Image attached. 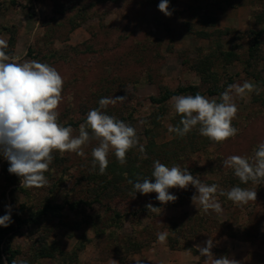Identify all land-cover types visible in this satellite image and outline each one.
<instances>
[{
	"label": "rangeland",
	"instance_id": "obj_1",
	"mask_svg": "<svg viewBox=\"0 0 264 264\" xmlns=\"http://www.w3.org/2000/svg\"><path fill=\"white\" fill-rule=\"evenodd\" d=\"M230 1L240 6L254 0ZM255 1L251 6L262 14L264 0ZM160 2L0 0V37L8 41V54L19 62L48 63L64 79L59 122L70 125L78 135L79 125L91 109L99 107L101 98L126 96L123 103L102 111L133 126L145 148L143 154L139 146L130 150L124 165L110 150L103 175L91 166L92 148L98 146L94 139L83 146L84 156L54 152L45 173L49 183L41 188L21 185L0 155V217L8 214L7 206H11V215L17 213L23 219L40 216L36 223L27 222L16 235L11 234L12 250L18 253L15 259L28 264H110L113 259L124 264L158 242V232L171 235L172 229L184 224L182 234L176 236L180 239L182 235L181 244L190 243L196 253L183 245V249L173 250L167 239L164 244L178 252L176 257L182 252L190 264H203L205 258L199 256L196 245L203 246L212 238L215 257L264 264V183L241 186L233 170L222 163L230 155L251 157L264 142V90L236 99L239 111L232 124L239 132L227 141L216 143L201 136L199 126L184 137L168 130L181 119L173 107L174 96L200 93L219 100L229 84L245 80L264 89L263 56L257 62L249 58L252 38L246 35L252 29H264V18L262 25L249 20L235 22L236 28L226 27L211 20L219 4L169 0L172 15L165 16L158 9ZM262 40L264 43V35ZM171 92L174 95L163 104L154 103ZM149 148L168 167L188 168L203 183H215L224 190L233 186L256 189L257 199L239 206L218 195L223 212L205 214L192 203L196 189L191 185L186 190L170 189L178 199L166 205L156 200V193L103 190L111 178L130 171L133 166L128 163L138 165L146 160ZM148 203L161 207L162 213L149 212ZM115 213L122 218H113ZM3 249L5 240L0 241V251ZM75 251L76 262L65 260L66 254ZM49 252L54 253L53 258L42 257Z\"/></svg>",
	"mask_w": 264,
	"mask_h": 264
},
{
	"label": "clouds",
	"instance_id": "obj_2",
	"mask_svg": "<svg viewBox=\"0 0 264 264\" xmlns=\"http://www.w3.org/2000/svg\"><path fill=\"white\" fill-rule=\"evenodd\" d=\"M158 9L165 15L171 16L169 0H161ZM8 41L0 37V155L8 161V172L20 178L25 187L41 188L49 181L46 172L53 162L54 152L76 153L84 156L83 146L91 140L98 141V146L91 151V166L98 167L103 175L108 167L110 150L120 165L127 163V153L139 146V151L145 153L144 145L140 143L136 129L115 116L106 114L102 109L117 102L123 103L127 97H103L98 101L99 107L91 109L84 123L79 125L78 135L74 129L59 122L58 107L62 96L64 79L58 70L37 60L19 62L7 52ZM261 89L255 82L245 80L243 83H232L216 97L195 95H179L172 97L173 107L181 119L179 125L169 126V132L184 137L198 127L201 136L221 143L234 138L239 129L232 121L237 118L239 111L237 98L243 99L250 93L259 95ZM71 100V97H68ZM251 157L230 155L222 163L223 167L233 170L241 184L264 183V142L253 150ZM144 158H147L146 156ZM127 175V174H125ZM150 178L137 176L135 181L128 180L134 192L146 195L156 193V200L161 205L175 202L178 197L170 193V189L186 190L189 185L196 189L191 197L194 205H199V211L207 214L214 211L223 212L219 196H226L234 204L243 206L250 201H256V189L233 186L230 190L220 188L218 184H205L199 176H193L188 168L175 164L166 166L159 160L153 162ZM8 214L0 217V226L8 227L13 221L11 206ZM149 212L160 215L161 207L151 203L145 205ZM167 231L156 234L159 243L167 242ZM214 247L212 238L204 245H196L203 264H240L228 256L215 257L211 249ZM7 264V261H5ZM11 264H28L26 260L13 259ZM110 264H117L111 260Z\"/></svg>",
	"mask_w": 264,
	"mask_h": 264
},
{
	"label": "trees",
	"instance_id": "obj_3",
	"mask_svg": "<svg viewBox=\"0 0 264 264\" xmlns=\"http://www.w3.org/2000/svg\"><path fill=\"white\" fill-rule=\"evenodd\" d=\"M98 2H117V1H120V0H96ZM261 0H258V2L260 3ZM252 4L255 5L256 4V1H252ZM251 4V5H252ZM225 5L226 6H230V5H233V3L230 1V0H227L225 1ZM254 8V7H253ZM206 17V16H205ZM208 18V17H207ZM252 21L254 22V24L256 25H262L263 23V18H264V12L261 14L259 12H257L255 10V8L253 9V17H252ZM212 23L216 25V19L212 17ZM227 30V29H226ZM224 30V32L226 31ZM246 35H248V37L252 38V40L250 39V47H249V58L250 59H253L254 61H260L261 57L263 56V58L261 59L264 60V55H263V52H264V49H263V46H264V43H263V40H262V37L264 35V29H259L258 31L252 29L248 32H246ZM198 74H202V71H199L197 72ZM183 92V90L181 91ZM213 91H210V93H212ZM214 94V93H212ZM174 95V93H168L167 97H164L163 99L159 98V99H154V103L155 104H163L165 101H167V99H169L170 97H172ZM154 151L151 149L150 151V148H149V151L147 153V159L144 160L143 162H140L138 165H136L137 163H134L132 165V163H128L127 165L129 166H133L131 167L130 171H124V173H127V175H123V176H118L116 175L115 177L111 178L109 180V183L107 185H105L103 187V190H105L107 192V190L109 191H112V190H122V189H125L124 191H130L131 189H133V186L131 184L128 183V180L129 179H132L133 181H135L136 177L137 176H140L141 178H150L152 182H154V178L151 177V173L153 171V162L155 160H157L158 158H156L155 156L153 155H156L153 153ZM112 170V168L110 169ZM135 172L136 174L135 175H132V173ZM239 182V185L241 186H244V184H241L240 181L238 180ZM251 183V182H249ZM122 186V188H121ZM245 187V186H244ZM122 193V192H121ZM153 194V193H151ZM122 214L120 213H115L114 217L113 218H122ZM40 216H38L37 218H34V216H30L29 219H23L22 216L20 214H12L11 215V218H12V223L8 226V227H3V226H0V241H4L5 240V249H3V251H0V264H4V261H3V257H5L6 261L8 264H11V261L13 259H15L16 255L18 254L16 251H13L12 250V247H11V234L12 235H16L18 232H19V229L22 225H24L25 223L27 222H37L38 219H39ZM172 226L173 224H176V223H170ZM180 226V225H179ZM183 228H184V224H182ZM181 226L176 229H172V233L171 235H168V240H169V247L173 250H180V249H183V246H186L187 249H190L191 251H193L194 253H196L194 247H192V245L190 243H188V245H185L187 244L184 243V244H181L182 240H184V237L181 235V238L179 239V237L176 236V234H182L180 231L183 229ZM190 232L192 230H195V229H189ZM175 232V233H174ZM176 236V237H175ZM233 236V235H232ZM176 238V239H175ZM236 238V237H235ZM177 239L181 240V241H178ZM177 240V241H176ZM181 244V245H180ZM183 245V246H182ZM175 246L177 248H175ZM76 251L78 250L77 248L75 249ZM60 253L62 255H64L66 252L63 251V250H59ZM73 252V253H68L65 255L66 259L65 260H69L71 259L73 262H76L78 260V257H77V252ZM44 258H53L54 257V253L52 252H49V253H46L44 254V256H42Z\"/></svg>",
	"mask_w": 264,
	"mask_h": 264
},
{
	"label": "crops",
	"instance_id": "obj_4",
	"mask_svg": "<svg viewBox=\"0 0 264 264\" xmlns=\"http://www.w3.org/2000/svg\"><path fill=\"white\" fill-rule=\"evenodd\" d=\"M225 1L227 0H208L206 6L210 3L219 4L220 8L214 10L215 19L218 23L226 27H237L235 22L237 21H251L253 18V6L245 5H230L226 6ZM202 2V1H201ZM205 2V1H204ZM210 2V3H209ZM245 16V19L241 18ZM234 23V24H233ZM247 30V29H240ZM178 252L171 251L168 246L159 242L154 243L151 248L143 253L136 254L130 257L124 264H190L188 255L180 252L179 256L176 257Z\"/></svg>",
	"mask_w": 264,
	"mask_h": 264
}]
</instances>
